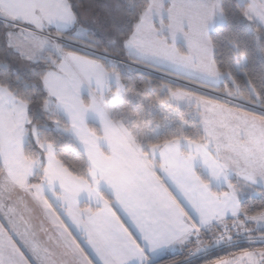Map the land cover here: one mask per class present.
<instances>
[{
  "label": "crops",
  "instance_id": "0c3cea01",
  "mask_svg": "<svg viewBox=\"0 0 264 264\" xmlns=\"http://www.w3.org/2000/svg\"><path fill=\"white\" fill-rule=\"evenodd\" d=\"M148 1V8L124 44L126 55L135 63L175 77L208 87L219 86L222 78L214 63L210 33L224 22L220 0ZM239 1L247 5L246 17L264 30V0ZM66 16L71 20H66ZM0 20L16 26L15 32L45 38L50 36L49 31L67 32L75 25L66 0H0ZM20 56L24 62L25 58ZM114 74L99 60L68 50L42 79L51 103L49 108L65 120L68 125L65 133L86 158L87 182L70 175L48 145L38 144L41 160L32 162L24 157V146L31 139L25 117L12 107L16 98L0 87V160L4 167L0 176V205L4 207L0 215L8 207L14 208L17 220L22 225L27 222L43 243L55 249V240L49 237H55L56 231L32 195L34 190L12 187L11 182L26 178L32 184L41 183L44 197L59 208L56 197L62 192L76 193L79 205L87 207L88 194L84 189L100 180V190L112 200V206L145 249L146 259H137L135 264H151L184 251L201 230L237 218L240 211L233 216L231 207L233 204L239 207L240 198L251 194V189L264 191V117L212 100L209 105L220 111V116L210 115V120L197 117L204 140H212L211 147L180 137L160 146L147 143V149L139 152L113 125L104 109L108 99H115L114 92L110 95L115 89L109 91L111 85H116ZM31 163L35 164L33 171ZM42 163L45 165L42 176L35 181ZM145 163L149 165L152 181L174 202L176 213L191 229L180 241L154 251L132 227L104 182L105 178L123 180L130 174L143 172ZM197 170L209 179L214 192L200 180ZM45 176L55 177L54 189L44 182ZM232 181H240L247 187L234 191ZM221 211L225 216L219 215ZM60 215L67 219L63 212ZM205 215L210 217L206 223L202 219ZM72 231L79 237L75 228Z\"/></svg>",
  "mask_w": 264,
  "mask_h": 264
},
{
  "label": "trees",
  "instance_id": "16d2710c",
  "mask_svg": "<svg viewBox=\"0 0 264 264\" xmlns=\"http://www.w3.org/2000/svg\"><path fill=\"white\" fill-rule=\"evenodd\" d=\"M66 1L74 15V27L67 32L49 31L51 37L60 40L65 50L99 60L107 71H114L119 75L126 91L148 97L157 104L164 103L167 97V94L161 93L162 82L170 83L173 88L190 89L143 70L140 64L126 55L124 44L148 8V0ZM220 2L224 22L212 30L210 42L214 63L222 81L217 87H207L219 90L221 94L210 97L264 117V30L246 17V3L239 0ZM78 29L84 32L82 36L77 35ZM15 31L16 26L0 20V87L27 104L29 119L38 127L37 141L28 138L23 149L24 157L32 161L38 160L41 158L38 144L48 145L57 161L70 175L87 182L89 167L86 158L65 133L67 123L52 108H46L48 96L43 90L42 79L52 69V63L46 58L52 53L46 52L29 69H16L12 64L21 61L22 57L10 50L6 43L8 33ZM226 91L239 97L240 101H237L240 104L229 102ZM174 109L179 121L146 143L160 146L180 137L203 143L204 133L199 121L193 117L192 110ZM55 127L58 129L55 130ZM44 167L42 163L35 181L42 176ZM3 171L0 160V176ZM197 174L206 186L211 187L204 174L199 170ZM231 186L234 191L247 187L240 181H232ZM211 191L214 192V188L211 187ZM250 191L251 194L239 200L240 213L237 218L201 230L184 251L151 264H214L217 259H227L242 249L250 250V247H241L244 245L243 240L249 235L264 237V231L250 229V217L264 211V191L259 188ZM228 243L232 244L224 246ZM253 248L264 250V242Z\"/></svg>",
  "mask_w": 264,
  "mask_h": 264
},
{
  "label": "snow or ice",
  "instance_id": "6c2138e0",
  "mask_svg": "<svg viewBox=\"0 0 264 264\" xmlns=\"http://www.w3.org/2000/svg\"><path fill=\"white\" fill-rule=\"evenodd\" d=\"M65 19L71 20V17ZM148 169L145 163L143 172H135L123 180L105 178L104 182L111 188L116 204L128 216L132 227L154 251L180 241L191 229L176 213L174 202L152 181ZM54 180L55 177L44 178L53 189ZM100 182L97 180L94 186L84 189L88 194L87 207L79 205L76 193L62 192L56 197L60 204L57 208L42 194L41 183L32 184L26 178L18 182L13 179L12 187L34 190L32 195L56 231L55 237H49L55 240L56 248L50 249L27 222L22 225L17 220L15 209L8 207L0 215V264H135L137 259H146L145 249L112 206V200L100 190ZM3 207L0 205V210ZM231 211L236 216L240 209L233 204ZM219 215L223 217L225 212ZM250 218L264 223V211ZM202 219L206 223L210 217L205 215ZM72 228L79 232V237ZM214 264H264V251L259 257L246 252L233 259H217Z\"/></svg>",
  "mask_w": 264,
  "mask_h": 264
},
{
  "label": "rangeland",
  "instance_id": "374dc122",
  "mask_svg": "<svg viewBox=\"0 0 264 264\" xmlns=\"http://www.w3.org/2000/svg\"><path fill=\"white\" fill-rule=\"evenodd\" d=\"M82 34H84V32L81 29H78L77 35L82 36ZM6 43L9 48L14 50V52L20 53V55L25 58L24 62L18 61L12 64L18 70L29 69L31 66L39 62V60L45 55V52L52 53V55H49L46 58L50 63H52L53 66H55L57 60H60L61 56L67 51L63 48L60 40L57 38L50 36H48V38L38 37L21 32H9ZM54 57H56V59ZM140 66L143 67V70L145 71H151L153 74L160 77L166 76L165 78H167V80L170 82L175 83L174 80H176V83L182 84L190 89L182 87L173 88L171 87L170 83L162 82L161 93L167 94V97L165 98L164 103L157 104L155 103V100L151 101L148 97H142L137 93L126 91L122 83L119 81V79H117L119 78V75L114 71H110L115 73L114 83L116 85H111L109 91H111L113 88L117 90H112V93L110 94L112 95L114 92L116 94L115 99H108L106 106L103 105L106 115L112 121L113 125L120 130V132L123 134V137L137 151L142 152L144 149H147V143H145V141L155 138L157 135L164 132L166 128H170L175 123H177V121H179L176 119L178 115L176 114L177 111L174 108L191 109V113L195 119H197V117H201L203 120L205 117H207L208 120H210V115L214 117L220 116V111L209 105L214 99L210 96L220 95L221 92L219 90L208 88L206 85L185 80L184 78L168 75L162 70L151 68L146 65L141 64ZM3 92L9 94L10 91L5 89ZM204 93L207 95H204ZM225 93V95L232 99V101L229 102L232 103L233 101L237 102V100H239V97L229 94L228 91ZM15 102L16 105L13 104L12 107L16 108L23 119L25 117V122L27 123V133L29 132V137L33 141H37L38 127L31 123L29 119L27 104L17 99ZM49 107H51L50 101H48L46 104V108ZM54 129L56 130L58 128L55 127ZM215 137H218L217 134H215ZM203 143H205L208 147L212 146V140L210 139H207L206 141L204 140ZM30 166V171H33L32 167L35 166V164L31 163ZM38 169L40 170V167ZM250 223L251 230L264 231V223H258L256 221H251ZM251 236L252 235H249L247 239L243 240L244 245H241V247H250V250L242 249L233 253L231 257L227 259H233L236 256H240L246 252L253 253L259 257L260 252L264 250L254 249L253 247L257 244H260L261 242H264V237ZM235 248L236 247H233V249Z\"/></svg>",
  "mask_w": 264,
  "mask_h": 264
},
{
  "label": "built area",
  "instance_id": "2783aa9c",
  "mask_svg": "<svg viewBox=\"0 0 264 264\" xmlns=\"http://www.w3.org/2000/svg\"><path fill=\"white\" fill-rule=\"evenodd\" d=\"M51 37V36H50ZM163 78H165L166 76H162ZM165 79H167V78H165ZM175 81V83H176V80H174ZM235 103V102H234ZM238 104V103H237ZM225 236V235H224Z\"/></svg>",
  "mask_w": 264,
  "mask_h": 264
}]
</instances>
